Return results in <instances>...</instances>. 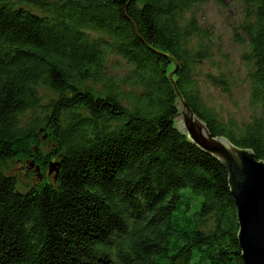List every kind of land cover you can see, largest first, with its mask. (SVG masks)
<instances>
[{"label": "trees", "instance_id": "16d2710c", "mask_svg": "<svg viewBox=\"0 0 264 264\" xmlns=\"http://www.w3.org/2000/svg\"><path fill=\"white\" fill-rule=\"evenodd\" d=\"M207 1L0 0V264H245L228 172L178 128L177 92L264 160V0H238L241 122L203 95L241 74L214 59ZM17 160L58 170L21 189Z\"/></svg>", "mask_w": 264, "mask_h": 264}, {"label": "water", "instance_id": "95a60500", "mask_svg": "<svg viewBox=\"0 0 264 264\" xmlns=\"http://www.w3.org/2000/svg\"><path fill=\"white\" fill-rule=\"evenodd\" d=\"M174 73L170 77L176 87ZM177 93L180 98L178 128L204 152L217 158L228 172L239 224L237 237L245 264H264V160L228 137L213 135L184 96ZM54 170H58L56 163L52 164L50 173Z\"/></svg>", "mask_w": 264, "mask_h": 264}, {"label": "rangeland", "instance_id": "374dc122", "mask_svg": "<svg viewBox=\"0 0 264 264\" xmlns=\"http://www.w3.org/2000/svg\"><path fill=\"white\" fill-rule=\"evenodd\" d=\"M202 26L209 32L213 39L214 59L220 63L227 72L237 73L240 65V79L226 92L206 80H202L203 95L206 101L226 118L234 117L241 121H249L256 109L250 104L251 91L247 81L243 80L244 67L241 54L244 49L241 42L235 39L240 32L239 26L243 20L242 4L238 0H222L216 2L208 0L200 6L199 13ZM215 61H207L202 65L203 71H214ZM45 139V138H44ZM52 163L56 159H51ZM8 174L15 175L19 181V188L25 189L28 185L38 183L44 178L54 177V171L49 172L51 166L45 171L34 160H17L10 163Z\"/></svg>", "mask_w": 264, "mask_h": 264}]
</instances>
